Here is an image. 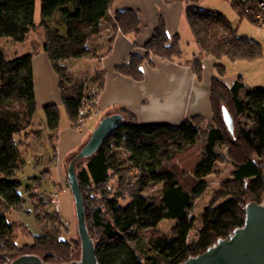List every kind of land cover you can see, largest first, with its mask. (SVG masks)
<instances>
[{"label":"trees","instance_id":"1","mask_svg":"<svg viewBox=\"0 0 264 264\" xmlns=\"http://www.w3.org/2000/svg\"><path fill=\"white\" fill-rule=\"evenodd\" d=\"M39 1L37 23V0H0V264H9L24 254L36 255L48 264L64 263L81 250L79 242L61 238L65 223L57 212L50 216L58 222L56 231L45 229L40 215L43 233L21 247L16 243L18 227L7 220V213L24 202L18 176L26 164L29 140H34L30 149L40 151L38 141L43 135L42 128L34 127L37 104L33 56L37 51L10 56L9 42L24 43L32 32L42 28L43 51L59 78L69 122L78 128L80 121L97 112L105 73L99 70L92 76L75 75L65 61L101 60L111 51L118 33L137 36L141 27L134 10H119L112 16L114 0ZM163 1L186 5V21L201 52L194 63L197 77L202 79L205 58L218 62L217 76L210 86L212 123L198 116L179 126H142L133 113L122 109L126 118L96 153L76 160L86 226L98 264H182L229 238L244 226L248 205L264 201V89H247L240 78L228 86L223 81L226 66L220 63L224 58L232 62L260 60L264 55L261 43L239 36L226 16L199 8V0ZM261 2L264 0L230 3L241 21L246 19L260 27L256 16L262 13L264 17ZM71 9L79 12L78 18L68 19ZM58 13L63 20L55 18ZM144 50L143 56L132 55L128 63L117 67V72L139 82L143 80L145 61L157 57L173 62L183 56L180 36L170 37L162 20ZM224 108L233 119V134L225 124ZM44 112V130L49 132L52 154L40 177L33 178L39 185L57 158L61 121L58 106L48 105ZM29 130L31 133H27ZM23 135L24 139L15 140V136ZM76 156H71L66 168ZM224 163L232 167L230 179L212 191L202 212L194 214L196 202L210 186L206 179L219 173L218 166ZM34 190L38 187H27L38 211L47 203ZM167 219L175 224L160 232L159 225Z\"/></svg>","mask_w":264,"mask_h":264},{"label":"crops","instance_id":"2","mask_svg":"<svg viewBox=\"0 0 264 264\" xmlns=\"http://www.w3.org/2000/svg\"><path fill=\"white\" fill-rule=\"evenodd\" d=\"M125 9L138 12L141 27L137 36H126L118 33L112 43L111 51L101 60L91 58L89 63H84L83 59H72L64 63L75 75L87 74L92 76L99 70L105 73L104 89L96 102L97 112L95 114L104 112V117L117 114L121 115L122 120H124L126 116L123 115L122 109H126L135 115L137 124L142 126L162 124L179 126L183 122L198 116L203 117L207 123H212L210 86L212 78L217 76L215 66L218 62L212 57L205 58L202 61V79L197 77L194 63L200 58L201 52L188 24V33L184 26L186 5L181 2L166 4L163 0H114L110 14L113 16L115 12ZM236 16L238 17L237 13ZM78 17L79 12L71 9L68 19ZM55 18L60 21L63 20L59 13ZM161 20L164 22L166 32L170 37L180 36L182 58L170 62L152 57L150 62L145 61L143 63V80L139 82L118 73L117 67L128 63L132 55L143 56L145 54L144 45L152 38ZM36 21L37 23L40 21L39 0H37ZM229 21L232 19L229 18ZM37 30L32 32L25 41L28 47L24 51L18 49L20 43L9 42V55L20 56L37 51L33 56L37 108L40 103L44 104V108L48 105H56L59 108L60 105H63L59 78L53 70L48 55L43 51L42 28L39 30L41 32L39 37ZM238 30L239 28H237V32ZM241 37L256 40L264 47V33L260 30H255L251 34H242ZM248 66H253L255 70L261 66L264 67V55L262 59L251 62V65ZM253 69L251 71H254ZM258 77L261 83L262 81L264 83V70L258 74ZM239 78L242 81V76ZM223 81L228 86L236 83L234 77H228L226 74ZM41 96L42 98H40ZM83 123L81 124L83 125ZM80 128L81 126L73 127L69 122V129L79 130ZM59 132L56 145L59 140ZM211 176L206 179L208 182Z\"/></svg>","mask_w":264,"mask_h":264},{"label":"rangeland","instance_id":"3","mask_svg":"<svg viewBox=\"0 0 264 264\" xmlns=\"http://www.w3.org/2000/svg\"><path fill=\"white\" fill-rule=\"evenodd\" d=\"M230 2L231 0H199L197 5L201 9L216 11L222 13L227 18L229 17L232 19L230 22L233 24V26L236 29L239 28L237 32L239 36L247 33L251 34L255 30H260L264 33V27H257L246 19L240 23L239 17L236 16V12H234L232 9ZM184 26L186 27V31L188 33L186 20H184ZM39 30L40 28L37 30L38 37L41 35ZM27 47L28 45L24 42L20 43L18 49H23L24 51L27 49ZM82 61H85L84 63H89L91 60L83 59ZM221 63L226 66V75H228V77H234V82L237 81L239 76H242V81L247 89H264V83L263 81L261 83V80H259L258 77V74L264 70L263 66L255 70V68L253 69V66H248L251 65V62L241 60L238 61V63H234L228 58H224ZM252 69L254 71H251ZM40 98H42V96ZM44 98L47 97L44 96ZM43 105L41 103L38 105L34 116V127L43 129V135L38 141V143L42 145V148H40V151L37 149L31 150L30 145L34 142V140H29L30 144L25 153L26 164L18 176V180L22 183L21 194L23 195L24 202L20 208L13 209L7 213V220L9 223L15 224L18 227L16 231V243L20 247L33 243L35 237L40 236L43 233L42 227L38 222V217L40 215L42 216L41 220L43 227L48 230L50 229L56 231L58 229V222L52 220L50 217L55 215L56 212L65 223V227L62 228L60 233L61 238L71 242H79L75 202L68 185V168H66V166L71 156L78 154L82 147L88 142L92 133L105 116L104 112L97 113L91 119L84 121L79 130L69 129V121L66 110L63 105L59 106L61 122L59 129V140L58 144L56 145L57 158L50 165V172L48 173L47 177L42 179L39 185L33 180V178L40 177L41 172L45 170V167L47 166V160L52 154V146L48 137L49 132L44 130L46 125V117ZM27 133H31V130L27 131ZM22 139H24V135L15 136V140L17 142ZM38 161L42 162L41 165H37ZM231 170L232 167L228 163L220 164L218 166L219 173L214 174L209 178L210 186L196 202L195 207L193 208L194 214L202 212L211 199L212 191L216 189L221 184V182L230 179ZM29 186H37L39 192L37 190L34 191H37L39 194H41L47 203L46 206L40 208L38 211L27 193V187ZM53 193H56L58 196L59 211H56L55 208L50 205V195ZM46 214L49 215V217ZM174 224V220H164L159 225L158 230L160 232L166 231ZM24 230L26 233H24ZM80 255L81 254L79 250L72 257L71 261H79Z\"/></svg>","mask_w":264,"mask_h":264},{"label":"water","instance_id":"4","mask_svg":"<svg viewBox=\"0 0 264 264\" xmlns=\"http://www.w3.org/2000/svg\"><path fill=\"white\" fill-rule=\"evenodd\" d=\"M223 118L229 132L233 134V119L226 108L223 109ZM122 119L123 117L117 114L104 117L92 133L88 142L68 166V185L75 202L81 255L79 261L55 264H98L95 244L86 226L84 201L75 170V162L78 159L92 157L102 143L111 136L115 126ZM9 264L48 263H44L36 255L24 254ZM182 264H264V207L257 203L248 205L243 227L235 230L229 238L218 241L216 245L209 248L203 254L190 258Z\"/></svg>","mask_w":264,"mask_h":264},{"label":"built area","instance_id":"5","mask_svg":"<svg viewBox=\"0 0 264 264\" xmlns=\"http://www.w3.org/2000/svg\"><path fill=\"white\" fill-rule=\"evenodd\" d=\"M260 8L262 10H264V2H261L259 4ZM256 19L259 21L260 23V27H264V17L262 15V13H258L257 16H256ZM81 123L84 122V121H80ZM117 127V125L115 126V128ZM50 205L53 206L55 208L56 211H59V203H58V196L56 193H53L50 195ZM261 206L264 207V201L263 203L261 204Z\"/></svg>","mask_w":264,"mask_h":264}]
</instances>
